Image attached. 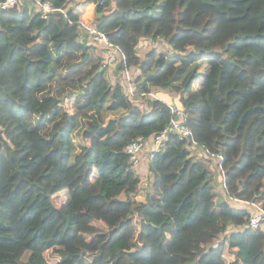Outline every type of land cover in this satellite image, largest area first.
<instances>
[{"label":"trees","instance_id":"trees-1","mask_svg":"<svg viewBox=\"0 0 264 264\" xmlns=\"http://www.w3.org/2000/svg\"><path fill=\"white\" fill-rule=\"evenodd\" d=\"M41 1L47 16L37 0L0 6V264H53L48 251L54 264H264V230L249 226L246 203L264 208V0H91L126 57L116 64L72 0ZM142 39L171 50L143 60ZM109 65L123 77L139 67L137 94L178 90L196 140L224 155L225 199L215 161L178 136L149 160L154 190L138 199L125 148L164 129L171 110L154 99L142 112ZM70 97L92 111L81 129ZM238 237L256 251L249 261Z\"/></svg>","mask_w":264,"mask_h":264},{"label":"built area","instance_id":"built-area-1","mask_svg":"<svg viewBox=\"0 0 264 264\" xmlns=\"http://www.w3.org/2000/svg\"><path fill=\"white\" fill-rule=\"evenodd\" d=\"M18 0H6L5 2L0 1V6L3 8L12 7L17 4ZM37 6L45 13V16L48 12L54 10L53 6L49 2H43L41 0H37ZM83 28H85L88 33L89 38L98 42L100 45L109 48L108 50V58L107 63L116 64L117 62H124L126 57L122 50L113 42H111L108 38V35L101 31L96 24L94 25H86L83 21H80ZM124 77L126 79V83L128 85V92L130 95L136 94V84L134 78H132L129 70H125ZM146 96V94H142ZM148 96H153V98L158 99L155 92L149 93ZM171 110V122L162 130L157 132L152 138L147 139L144 137H139L133 141H131L125 148V153L129 159V162L135 166L139 167L142 163L143 159L152 160L157 153L162 152L166 147L169 141L173 136H178L180 139H187V141L191 144V147L195 148L197 152H201L202 157L206 158L205 160L210 163L212 160L215 161V168L221 171V186L226 188V180H225V171L223 169V161L224 155L223 153H215L210 149L201 146L199 142L196 140L194 130L189 125V114L186 110L175 104H169ZM253 205L256 210L254 211L249 226L256 229L264 230V208L255 202H246Z\"/></svg>","mask_w":264,"mask_h":264},{"label":"rangeland","instance_id":"rangeland-1","mask_svg":"<svg viewBox=\"0 0 264 264\" xmlns=\"http://www.w3.org/2000/svg\"><path fill=\"white\" fill-rule=\"evenodd\" d=\"M78 1L79 2H77V0H76V3H78V4H76L75 0H72L71 6H75V8L77 6L80 8L79 10H81V11L77 10V12H80L81 21H83V23L86 25L96 24V21L93 19V17H97L96 4L94 2H92L91 0H78ZM37 9L41 10L39 7H37ZM106 10H107V12L115 10V6H112ZM157 50L169 52L171 50V47L167 42L162 41V40L149 41L148 42V41L142 39L140 42V48L138 50V53L142 57L143 60H148L150 52L157 51ZM109 66H110V73H112L113 67H115V65H109ZM129 72H130L132 78H134L139 73V67L138 66L132 67L129 69ZM122 77H123V71H122V73H118V74L113 73V82L114 83L119 82V81L122 82ZM123 82L128 87V85L126 83V79H124ZM176 91H178V90L174 89V91H171V92H174L173 95L174 94L177 95V93H175ZM154 92L158 93V92H160V90L155 88ZM156 95H158V94H156ZM176 95H174V96H176ZM130 97L133 99L135 105L138 106V108H140L142 112H144V113L151 112L152 107H153L152 101H154V99H155V98H153V96H143L142 94L136 93L132 96L130 95ZM74 102H75V97H70L67 99V104L69 105L71 111L74 112L78 117L76 129H79V128L81 129L82 127H84L85 119L92 115V111L90 109V111H87V113H78V111L74 107ZM260 118L261 117H257V119H253V120L249 121V123L247 124V126L245 128V136H248L251 127L254 126L256 122H259ZM197 155H199V154L197 153ZM212 165L215 167V163H212ZM80 170L84 174L88 173V169L85 165H83L80 168ZM136 171H137V174H139L140 179H141V183L139 184L140 194L138 196V199L145 201L147 199V195L154 190L155 174L150 171L149 163H146V165L144 167H142V166L138 167L137 166ZM221 187L222 186H221V183L219 181V183L216 184L214 188L217 191V193L220 195V198L225 199L224 191ZM68 196L69 195H68L67 191H61V192L57 193L53 197L55 204L58 206H62L63 204H65L68 201V199H69ZM237 242H238V240L234 239V243L236 246H238ZM243 254L246 257L249 256V253L245 252L244 250H243ZM45 255L53 264L56 262L57 257H55V254H53L52 251L46 252ZM244 255H243V257H244ZM246 261H249V257L247 258Z\"/></svg>","mask_w":264,"mask_h":264},{"label":"crops","instance_id":"crops-1","mask_svg":"<svg viewBox=\"0 0 264 264\" xmlns=\"http://www.w3.org/2000/svg\"><path fill=\"white\" fill-rule=\"evenodd\" d=\"M77 2H79V1L77 0ZM75 3H76V0H75ZM76 4H78V3H76ZM79 9H80V8L76 6V8H75L76 12H77V10H78V11H81V10H79ZM92 11H93V10H92ZM77 13L80 14V12H77ZM93 19L96 21V20H97V17H93ZM139 72H140V71H139ZM138 74H139V73H138ZM111 75L113 76V73H111ZM159 93H160V94H159ZM173 93H174V92H171V91H167V92H166V91H162V90H160V92H158V93H156V94H158V95H157L158 99L167 102V104L175 103V104H177V105L183 107L182 104H181V102H180V96H181L180 93H179V92H175V93H177V95L174 94V95H176V96H174ZM198 154H199V157H202V155H203L201 152H198ZM146 163H149V160L144 158L143 161H142V163H141L139 166H140V167H141V166L144 167V166L146 165ZM207 163H208V161H207ZM211 168H212L213 171L215 170V169H214V166H211ZM220 180H221V179H220V177L218 176V180L214 183V187H215L216 184L219 183ZM236 240H238L237 243H238V247L241 249V253L243 252L242 250H244V251H248V252H249V256H247L246 258H245V257H243V258H244L245 260H247L248 257H249V259H251V257H252L253 255H255V252H256V251L253 250V249L250 250V248H248V247L245 245L243 238L238 237V238H236ZM248 264H249V263H248Z\"/></svg>","mask_w":264,"mask_h":264},{"label":"bare ground","instance_id":"bare-ground-1","mask_svg":"<svg viewBox=\"0 0 264 264\" xmlns=\"http://www.w3.org/2000/svg\"><path fill=\"white\" fill-rule=\"evenodd\" d=\"M184 108V107H183ZM185 109V108H184Z\"/></svg>","mask_w":264,"mask_h":264},{"label":"clouds","instance_id":"clouds-1","mask_svg":"<svg viewBox=\"0 0 264 264\" xmlns=\"http://www.w3.org/2000/svg\"><path fill=\"white\" fill-rule=\"evenodd\" d=\"M169 105V104H168Z\"/></svg>","mask_w":264,"mask_h":264}]
</instances>
